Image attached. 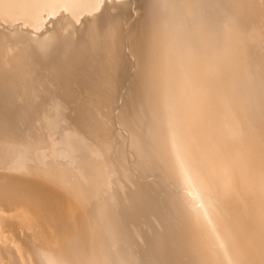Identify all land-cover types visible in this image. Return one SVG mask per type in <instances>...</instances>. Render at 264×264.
<instances>
[{
    "label": "bare ground",
    "instance_id": "6f19581e",
    "mask_svg": "<svg viewBox=\"0 0 264 264\" xmlns=\"http://www.w3.org/2000/svg\"><path fill=\"white\" fill-rule=\"evenodd\" d=\"M0 264H264V0H0Z\"/></svg>",
    "mask_w": 264,
    "mask_h": 264
}]
</instances>
